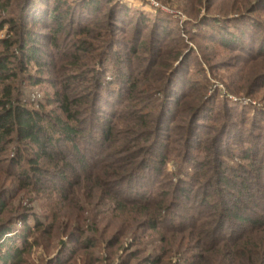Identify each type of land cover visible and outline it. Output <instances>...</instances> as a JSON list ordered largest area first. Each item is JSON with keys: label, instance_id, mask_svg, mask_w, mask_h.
Instances as JSON below:
<instances>
[{"label": "trees", "instance_id": "obj_1", "mask_svg": "<svg viewBox=\"0 0 264 264\" xmlns=\"http://www.w3.org/2000/svg\"><path fill=\"white\" fill-rule=\"evenodd\" d=\"M39 1L0 0V11L8 14L5 17L0 15V172L4 171L5 177L23 186L21 189L51 188L71 206V209L66 206L71 211L67 215L71 216H74L72 207L77 205L76 201L91 203L101 192L109 193L107 189L112 187V200L116 201V205L130 206L126 212L120 211L118 218L130 219V227L134 226L136 217H143V229L179 232L183 243L195 239V249L209 255L211 260L228 257L236 264H264V129L260 132L264 124L258 122L259 118L264 120V111L255 115L241 114L243 128H249L241 135L236 134L235 129L217 133L213 126H208V132L214 135V139L210 140L209 134H205L194 147L192 141L197 138L198 132L191 131L178 152L181 154L183 151L182 162L191 163L193 172H187L186 180L175 186L169 202L165 200L167 194L159 192L158 197L154 196L158 189L155 179L163 176L161 167L168 161L165 155L153 152L154 139L158 138L156 128L165 119L157 124L156 120L151 123L147 120L152 117L150 112L145 117L134 110L122 120L121 107L124 109L126 105L128 108L136 103V99L129 96L135 91L133 81L125 84L128 97L122 103L119 98L124 91L122 85V89L118 87L120 92L115 94L118 98L114 99L112 90L109 92L106 86L101 87L102 83L97 88L87 87L91 71L82 69L87 60L94 67L92 73L95 74L96 68L111 62L108 52L117 48L114 42L119 44L118 47H124L113 36L115 33L111 34L112 31L125 34V42L128 43L125 53L133 56L142 51L149 54V40L155 35L159 37L162 29L159 31L151 18L120 0ZM12 6L17 7L16 10H12ZM148 22L152 23L151 27L139 40L137 34L147 29ZM226 22L227 26H221L222 30L218 28L220 39H224L223 33L227 32L231 46L241 44L242 31L232 25L235 21ZM67 25L71 29V41H74L71 46L73 52L64 51L61 57L69 63L71 74L59 83L54 95L53 103L57 111L46 112L42 104L38 105V109L28 108V104L19 97V83L26 82L24 79L29 77L30 65L37 68L46 65L40 54L42 44L35 40L33 29L38 26L46 29V45L60 50L61 36L67 33ZM124 25L131 26V35L126 34ZM91 26L106 34L97 32L91 36ZM262 37L263 44L258 46L261 55L264 54V35ZM119 55L111 57L118 58L120 62ZM182 55L183 48H180L175 63ZM127 75L129 78L132 76ZM84 83H87L86 93H71L72 86L79 87ZM103 89L104 105L110 108L111 96L120 106L118 111L113 110L116 107H111L108 114H104L106 120H100L96 103ZM140 104L142 100L135 107ZM199 110H193L192 115ZM123 122L126 130L120 131L118 125ZM225 140L227 144L224 146ZM207 142L210 148L206 146ZM162 150L168 151V145H163ZM197 155H200L198 160ZM5 168L8 169L5 171ZM133 179L141 182L134 196L127 194L126 188L121 186ZM141 189L148 192L141 193ZM149 190L153 191L152 196ZM177 192L180 194V205H186L180 206L183 213L180 217L172 215ZM198 192L201 197H198ZM17 197L13 190L0 187V215L7 218L0 219V242L5 235L13 232L8 209L16 204ZM190 210L197 212L189 215ZM50 216L48 221L38 220L33 226H28L27 211L17 215L24 225L25 234L19 237L22 247L14 248L13 255L10 252L0 254L3 264H18L28 250L40 247L35 236L37 233L42 232L54 239L84 233V229L80 228V215L69 221L55 214ZM62 220L67 221L64 223ZM80 236L79 239L82 238ZM29 237L33 238V243ZM166 246L171 247V243ZM171 253L169 251L154 261L148 260L147 264H166L165 260ZM205 257L195 255V258L191 257L190 264H200Z\"/></svg>", "mask_w": 264, "mask_h": 264}, {"label": "rangeland", "instance_id": "obj_2", "mask_svg": "<svg viewBox=\"0 0 264 264\" xmlns=\"http://www.w3.org/2000/svg\"><path fill=\"white\" fill-rule=\"evenodd\" d=\"M125 4L131 5L141 15L151 18L159 31L162 29L159 37L155 35L152 40H149L150 53L142 51L133 56L126 55L128 43L125 42L127 40L125 34L112 31L111 34L115 33L113 36L124 47H118L119 44L114 42L117 48L108 52L111 62L96 68L95 74L92 73V70H95L94 67L88 64L87 60V62L84 61L85 67L82 70L91 71L87 87L97 88L102 83L101 87L106 86L109 92L112 90L110 94L114 99L118 98L115 96L120 92L118 87L122 89L123 86L124 91L119 97L122 103L128 97L125 93L127 90L125 84L133 81L135 91L129 96L136 99V103L128 108L126 105L124 109L121 107L122 120H125L128 117L127 114L134 110L138 115L145 117L149 116L150 112L152 117L147 120L151 123L156 120L157 124L159 120L165 119L156 128L155 133L158 134V138L154 139L153 152L165 155L168 161L163 168L161 167L163 176L155 179L157 181L155 186L158 189L154 196L158 197L159 192L167 194L165 200L169 202L170 194L175 186L181 180H186L187 172H193L191 163L182 162L183 151L181 154L178 152L183 140L191 131L198 132L197 138L192 141L194 147H197V141L205 134H209L210 140L214 139V135L208 132V126H213L217 133L221 131L222 134L226 130L235 129L236 134L241 135L249 129L248 126L243 128L241 116L255 115L264 111V54L261 55L258 48L263 44L264 1L134 0L125 2ZM11 8L16 10L17 7L12 6ZM0 15L5 17L8 14L0 11ZM226 20L235 21L232 25L242 31L241 44L231 46L230 35L227 32L223 33L224 39H220L218 28L222 30L221 26H227ZM148 24L146 30L139 31L137 34V37H140L139 40H142L145 32L150 29L152 23L148 22ZM65 28L67 33L61 36L60 50L51 49L46 45V29L39 26L33 29L35 40L42 44L40 54L46 65L40 68L30 65L27 72L29 77L24 79L26 82L19 83V97L28 104V108L38 109V105L42 104L46 107V112L56 110L53 103L54 95L58 91L59 83L71 74L69 63L61 57L64 51L73 52L71 46L74 41H71L72 34L69 33L71 29L68 25ZM130 28L131 26L124 25L127 35H131ZM91 29L93 32L91 36H95L97 32H101L102 35L106 34L105 31H99L95 26H91ZM180 48H183V55L175 63V58L180 55ZM113 54H120L119 61L122 60L118 62V58L111 57ZM128 73L132 75L131 78L128 77ZM86 85L87 83L79 87L72 86L71 93L76 92L80 95L86 93ZM103 91L104 89L100 98L97 99L99 103L96 101L100 120H106L104 114L110 111L111 107H116L113 110H120V106L109 95L110 108L104 105ZM140 100L142 104L135 107ZM169 109L171 111L167 113ZM193 110H199V113L196 114V111L193 116ZM257 118H259L258 115ZM258 122L264 124V120L261 121L260 118ZM118 126L120 131L126 130L124 122L119 123ZM263 129L260 128V132ZM227 136L231 137V134ZM165 144L168 145L166 152L162 150ZM226 144L225 140L224 146ZM206 146L211 147L208 142ZM199 156L197 155V160ZM3 165L6 166L5 163ZM7 169L5 168V171ZM1 180L4 182H0V187H6L9 191L13 190L18 195L16 204L8 209V218L11 220L13 232L5 235L0 242L4 244L0 245L1 255L5 252L13 255L14 248L22 247L19 237L25 233H23L24 225L17 217L18 214L21 215L27 211L28 226H33V223L38 220L48 221L50 214L65 217L68 221L73 220L77 214L82 218L80 228L84 229L83 234L82 232L69 234V237L54 239L42 232L37 233L35 236L41 246L28 250L18 264H147L148 260L154 261L169 251L172 253L169 256L166 255V264H190L191 257L195 258L198 254L206 256L200 264H236L234 261L232 263L228 257H217L211 260L209 255L195 249V239L183 243L179 232H168L166 229L159 231L143 229L141 225L145 220L143 217H136L133 221L134 226L130 227V219H118L120 211L126 212L130 206L116 205V201L112 200L114 198L111 192L112 187L107 189L109 193L101 192L91 203L83 200L76 201L77 205L72 207L74 216H71L67 215L71 211L66 209V206L70 209L71 206L62 201L63 197L51 188L21 189L23 186H18L13 180L5 177L4 171L0 172ZM140 184L139 179H133L121 186L126 188L127 194L134 196ZM149 191L150 194L153 192ZM140 192L148 191L141 189ZM178 192H180V187ZM178 192L175 194L172 215L177 214L180 217L183 214L180 206L186 205H180ZM198 197H201L200 192H198ZM195 204H197L196 201ZM196 210L195 212L190 210L189 215L196 214ZM0 219L7 218L1 216ZM67 220L61 222L65 223ZM174 220L177 219L174 217ZM179 225L180 223L177 224ZM79 236L82 238L79 239ZM13 238L15 239L12 240ZM28 239L33 243L32 237ZM169 243L171 247L166 246ZM196 260L194 262H197ZM187 261L189 262L186 263ZM0 264H3L1 260Z\"/></svg>", "mask_w": 264, "mask_h": 264}, {"label": "built area", "instance_id": "obj_3", "mask_svg": "<svg viewBox=\"0 0 264 264\" xmlns=\"http://www.w3.org/2000/svg\"><path fill=\"white\" fill-rule=\"evenodd\" d=\"M129 1H134V0H121V2H129ZM136 1V0H135ZM153 6H155V7H157V5L156 4H153Z\"/></svg>", "mask_w": 264, "mask_h": 264}]
</instances>
